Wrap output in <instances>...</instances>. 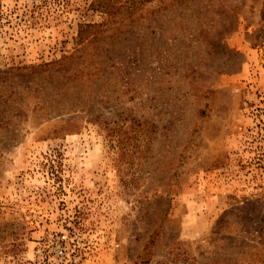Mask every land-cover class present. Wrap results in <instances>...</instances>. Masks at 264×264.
Returning a JSON list of instances; mask_svg holds the SVG:
<instances>
[{"label":"rangeland","instance_id":"374dc122","mask_svg":"<svg viewBox=\"0 0 264 264\" xmlns=\"http://www.w3.org/2000/svg\"><path fill=\"white\" fill-rule=\"evenodd\" d=\"M264 0H0V264H264Z\"/></svg>","mask_w":264,"mask_h":264},{"label":"trees","instance_id":"16d2710c","mask_svg":"<svg viewBox=\"0 0 264 264\" xmlns=\"http://www.w3.org/2000/svg\"><path fill=\"white\" fill-rule=\"evenodd\" d=\"M261 17L264 19V7L261 9Z\"/></svg>","mask_w":264,"mask_h":264}]
</instances>
